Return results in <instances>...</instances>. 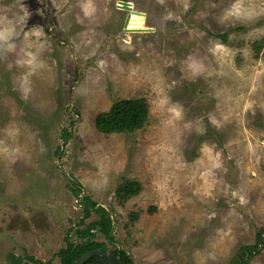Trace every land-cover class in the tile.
I'll return each instance as SVG.
<instances>
[{
  "label": "rangeland",
  "instance_id": "rangeland-1",
  "mask_svg": "<svg viewBox=\"0 0 264 264\" xmlns=\"http://www.w3.org/2000/svg\"><path fill=\"white\" fill-rule=\"evenodd\" d=\"M124 3L151 31L125 29ZM127 98L144 127L99 132ZM258 233L264 0H0V264H59L87 239L134 264H232Z\"/></svg>",
  "mask_w": 264,
  "mask_h": 264
},
{
  "label": "trees",
  "instance_id": "trees-1",
  "mask_svg": "<svg viewBox=\"0 0 264 264\" xmlns=\"http://www.w3.org/2000/svg\"><path fill=\"white\" fill-rule=\"evenodd\" d=\"M222 36V35H221ZM149 118V104L144 98H127L119 99L114 102L108 111L100 112L95 119L96 128L101 133H130L144 127ZM141 190V185L135 181H127L118 188V195L124 198H131L138 194ZM85 211L86 215L90 213V209H94L102 215L99 222L100 230L110 240V233L113 229L112 221L109 212L102 206H98L96 202L85 196ZM152 209H156L153 207ZM264 247V235L258 233L257 242L252 246L241 248L238 256L233 259L232 264H247L248 257L251 256L258 247ZM94 248H106L102 242L87 239L79 244L68 243L66 247L59 251V264H72L78 257ZM119 255L127 264H134L128 254L122 250L112 251ZM246 255L248 257H246ZM26 264V263H25ZM84 264H109L100 256H95L89 259Z\"/></svg>",
  "mask_w": 264,
  "mask_h": 264
},
{
  "label": "bare ground",
  "instance_id": "bare-ground-1",
  "mask_svg": "<svg viewBox=\"0 0 264 264\" xmlns=\"http://www.w3.org/2000/svg\"><path fill=\"white\" fill-rule=\"evenodd\" d=\"M122 7L127 10V15L125 18V29L129 31H139V30H150L151 28L147 25V19L144 13L140 12V10H136L129 3L122 4ZM122 8V9H123ZM151 31V30H150ZM134 32V33H135ZM130 33V32H129Z\"/></svg>",
  "mask_w": 264,
  "mask_h": 264
},
{
  "label": "water",
  "instance_id": "water-1",
  "mask_svg": "<svg viewBox=\"0 0 264 264\" xmlns=\"http://www.w3.org/2000/svg\"><path fill=\"white\" fill-rule=\"evenodd\" d=\"M127 8V7H125ZM95 256H100L105 259L109 264H127L119 255L109 251L106 248H94L80 257H78L72 264H84L89 259Z\"/></svg>",
  "mask_w": 264,
  "mask_h": 264
}]
</instances>
